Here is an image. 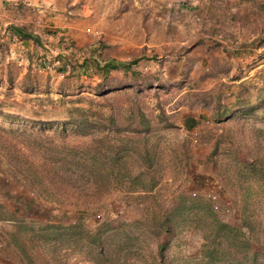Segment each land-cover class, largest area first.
<instances>
[{
  "label": "trees",
  "instance_id": "trees-1",
  "mask_svg": "<svg viewBox=\"0 0 264 264\" xmlns=\"http://www.w3.org/2000/svg\"><path fill=\"white\" fill-rule=\"evenodd\" d=\"M236 5L253 9L255 18L233 13L225 21L211 13L202 20L198 39L183 47L174 45L172 51L177 53L178 86L186 83L184 94L209 108L214 128L207 162L213 163L216 176L228 189L238 192L237 226L221 222L210 202L201 197L179 193L165 209L160 192H155L162 180L161 153L167 148L162 134L176 127L158 92L148 93L153 84L164 87L163 79L137 68L142 61H157L158 55L147 56L143 48L142 54L119 61L106 56L110 46L103 40L95 42L94 51L87 55L65 32L45 27L39 33L31 25L6 27L0 35V63L21 47L27 71L20 91L30 96L23 102L34 101L36 106L26 121L29 128L0 126V171L5 166L2 174L14 180L20 176L38 197L34 214L43 205L62 217L77 214L67 224L47 221L36 226L27 224L36 221L19 219L0 202V224L16 223L11 230L1 226L0 236L18 256V264H261L251 247L253 242H264V128L246 124L264 122V68L243 79L240 73L230 74V62L240 51L241 58L254 51L264 57V0H236ZM207 6L210 12V2ZM28 42L33 43L31 50L24 49ZM224 42H229L228 48ZM52 48L55 57L49 56ZM205 56L212 58L210 71L191 78L189 67L207 63ZM39 71L60 75L62 86L74 74L98 77L93 97L77 99L87 100L88 109L67 107L62 87L60 111H47L55 102L48 96L49 89L39 96L34 79ZM113 73L118 76L112 77ZM211 79L214 85L205 88ZM146 97H154L156 112L141 105ZM4 107L0 102V115L12 123L18 117L4 113ZM195 121L188 119L186 128L191 129ZM178 148L176 164L184 170L191 155L186 144ZM118 192L124 193L126 206L139 212L135 218L120 214L94 225L83 222L82 215L104 206ZM18 198L26 200L23 195ZM23 206L25 211L31 208ZM189 231L199 238L192 261L175 251Z\"/></svg>",
  "mask_w": 264,
  "mask_h": 264
},
{
  "label": "rangeland",
  "instance_id": "rangeland-1",
  "mask_svg": "<svg viewBox=\"0 0 264 264\" xmlns=\"http://www.w3.org/2000/svg\"><path fill=\"white\" fill-rule=\"evenodd\" d=\"M209 2L210 12L206 8ZM235 6H237L236 0H0V35L11 24L31 25L39 33L47 27L53 29L52 31L65 32L76 43L78 49H81L80 51L83 49L87 51V55L94 51L93 44L98 40H103L110 46L106 56H116L119 61L142 54L143 48H146L147 56L158 55L157 61H142L137 68L138 71L144 69L149 74L163 79L164 87L158 88L153 84L148 93L152 95L154 91L158 92L162 107L176 127L162 134L167 148H163L161 153L163 155L162 180L155 192H160V200L165 209L174 204L175 197L179 193L201 197L210 202L213 212L221 222L237 226L239 225L236 221L238 192L228 189L216 176L213 163L207 162L213 142L211 131L214 128L208 118L209 108L204 107L200 102L191 101L184 94L186 83L178 86L180 76L177 70L179 66L176 61L177 53L172 51L174 45L183 47L198 39L201 35L199 33L201 22L203 19H208L211 13L225 21L233 13H240L251 20L255 18L253 9ZM227 30L230 31L231 27ZM224 43L223 45L228 48L229 42ZM23 46L24 49L31 50L33 43L28 42ZM54 49L56 48H52L50 57H55ZM19 51H22L21 47L17 53L14 51L13 55L4 56L0 63V102L5 105L4 113L18 117L10 123L0 115V126L4 128H29V123L26 121L32 118V112L36 106L33 104L34 101L23 102L24 98L29 100L30 96H24L20 91L21 81L27 71V61L25 54ZM239 53V55H233L232 52L230 74L240 73L243 79H248L253 77L257 70L264 68V57L259 56L260 52L254 51L253 54H247L242 58L243 52ZM79 55L78 61L83 57L82 52H79ZM197 56L200 54H196ZM205 58L207 62L205 64L192 62V66L189 67L192 69L191 78L198 79L205 72L210 71L212 58L208 56ZM220 58L224 60L222 54ZM37 75L34 79L38 82L39 96L42 97V92L49 89L48 96L53 103L55 102L47 106V111H60L58 102L61 99L62 87L67 92L65 98L68 101L67 107L88 109L87 100L79 102L77 99L85 96L93 97L92 88L98 82V77L74 74L62 86L60 75L46 74L41 71ZM46 75H50V78ZM117 76L116 73L112 75L114 78ZM213 85L214 79H211L206 83L205 88ZM71 100L74 102L70 103ZM94 101L97 104V101ZM140 103L147 111H157L154 97H146ZM190 118H195L196 124L194 123L191 129H187L186 122ZM246 125L264 128V122L254 120H248ZM183 143L188 146L191 155L189 166L184 170L178 161L176 164V153L179 145ZM2 170H6L5 166L1 167ZM1 171L0 202L7 211L13 212L19 219L36 221L27 222V224L40 226L47 221L67 224L71 218L77 217L74 213L62 217L60 213L50 211L47 205H43L39 212L34 214L32 207L38 205V197L31 193L27 185L21 181L20 176L18 180H14L15 178H9ZM175 177L179 179L177 183L174 182ZM20 195H23L26 200L18 198ZM123 197L124 193H115L103 202L104 206L80 218L88 225H94L104 218L115 219L120 214L127 219L135 218L139 212L126 206L122 202ZM23 205H29L30 210L25 211ZM15 224H0V227L4 226L5 229L11 230ZM198 240L195 232H187L179 248L175 249L177 256L186 257L188 261H192L191 259L197 254ZM251 250L258 254V262L264 264V242H253ZM233 254L236 258L240 256L237 250ZM199 263L201 262L186 264ZM0 264H18V256L7 249L1 236Z\"/></svg>",
  "mask_w": 264,
  "mask_h": 264
},
{
  "label": "built area",
  "instance_id": "built-area-1",
  "mask_svg": "<svg viewBox=\"0 0 264 264\" xmlns=\"http://www.w3.org/2000/svg\"><path fill=\"white\" fill-rule=\"evenodd\" d=\"M215 208H217V207H215Z\"/></svg>",
  "mask_w": 264,
  "mask_h": 264
}]
</instances>
